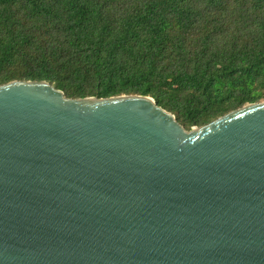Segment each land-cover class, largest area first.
Wrapping results in <instances>:
<instances>
[{
  "label": "water",
  "instance_id": "1",
  "mask_svg": "<svg viewBox=\"0 0 264 264\" xmlns=\"http://www.w3.org/2000/svg\"><path fill=\"white\" fill-rule=\"evenodd\" d=\"M0 264H264V101L185 131L150 97L0 86Z\"/></svg>",
  "mask_w": 264,
  "mask_h": 264
},
{
  "label": "trees",
  "instance_id": "2",
  "mask_svg": "<svg viewBox=\"0 0 264 264\" xmlns=\"http://www.w3.org/2000/svg\"><path fill=\"white\" fill-rule=\"evenodd\" d=\"M150 97L189 131L264 101V0H0V86Z\"/></svg>",
  "mask_w": 264,
  "mask_h": 264
}]
</instances>
